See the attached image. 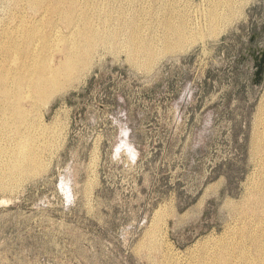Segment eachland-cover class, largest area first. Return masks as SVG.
<instances>
[{
	"label": "rangeland",
	"instance_id": "1",
	"mask_svg": "<svg viewBox=\"0 0 264 264\" xmlns=\"http://www.w3.org/2000/svg\"><path fill=\"white\" fill-rule=\"evenodd\" d=\"M21 4L0 0V27ZM54 19L47 47L37 41L43 65L70 47V19ZM197 37L145 66L123 43L98 46L71 87L21 88L28 125L0 124V264H207L252 217L264 74L256 84L247 51L264 50V0L217 38ZM22 150L35 169H7Z\"/></svg>",
	"mask_w": 264,
	"mask_h": 264
},
{
	"label": "bare ground",
	"instance_id": "2",
	"mask_svg": "<svg viewBox=\"0 0 264 264\" xmlns=\"http://www.w3.org/2000/svg\"><path fill=\"white\" fill-rule=\"evenodd\" d=\"M23 1L26 6L20 5L19 15L1 21L0 27V124L17 126L28 125L30 115L29 105L16 100L21 88L28 86L34 97H40L49 89L63 91L71 87L80 67L90 64L98 46L123 43L131 58L145 66L162 51L182 48L189 41L196 43L198 34L205 30L208 39L217 38L243 18L244 9L255 0H202L196 11H191L188 3L179 6L183 0H155L158 5H149L146 0ZM172 1L173 6H167ZM57 16L64 22L65 18L70 19V47L55 65H43L38 61L37 41L42 40L47 47L53 35L42 34V30L55 25ZM54 35L55 38L58 34ZM261 112L264 114V105ZM259 123L263 130L257 131L253 145L256 153L262 155L264 170V118ZM23 155L22 150L7 169L25 173L34 170L35 155ZM22 176L10 173L9 178L17 181ZM246 201L243 207L252 217L243 219L228 238L217 244L216 253L208 257L207 264H264V176L260 188Z\"/></svg>",
	"mask_w": 264,
	"mask_h": 264
},
{
	"label": "flooded vegetation",
	"instance_id": "3",
	"mask_svg": "<svg viewBox=\"0 0 264 264\" xmlns=\"http://www.w3.org/2000/svg\"><path fill=\"white\" fill-rule=\"evenodd\" d=\"M257 39V36L255 35L253 37V41ZM250 55V57L253 59V64H254V69H255V79L257 78V74L260 71V68L263 63V58H264V50L257 51L254 48L250 51H247Z\"/></svg>",
	"mask_w": 264,
	"mask_h": 264
},
{
	"label": "water",
	"instance_id": "4",
	"mask_svg": "<svg viewBox=\"0 0 264 264\" xmlns=\"http://www.w3.org/2000/svg\"><path fill=\"white\" fill-rule=\"evenodd\" d=\"M263 74H264V58L260 71L258 72L257 78L255 79L256 84H259L263 80Z\"/></svg>",
	"mask_w": 264,
	"mask_h": 264
}]
</instances>
